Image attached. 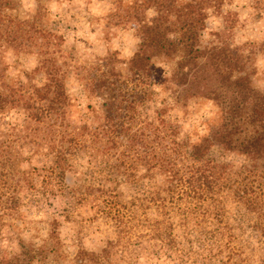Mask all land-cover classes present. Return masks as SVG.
<instances>
[{
	"label": "rangeland",
	"instance_id": "374dc122",
	"mask_svg": "<svg viewBox=\"0 0 264 264\" xmlns=\"http://www.w3.org/2000/svg\"><path fill=\"white\" fill-rule=\"evenodd\" d=\"M14 1L12 13L19 17L42 4L48 11V28L63 36L59 61L65 69L69 102L63 123L61 119L52 128L41 124L32 129L21 109L0 118L5 137L12 126L13 134L17 132L12 140L25 156L21 167L36 168L33 184L23 183L16 191L17 214L4 209L7 202L0 203V259L20 252V235L42 254L30 264H79L84 253L100 254L104 247L110 249L109 259L99 264H264V181L260 185L258 176L243 182L246 188L251 186L243 198L226 188L229 182L236 186L239 177L233 174L223 176L218 181L221 185L211 189L200 188L196 182L191 186L186 176L168 186L154 158L152 167L143 162L141 141L135 140L130 148L127 140L116 136L115 128L106 137L95 134L100 128H88L101 122L104 106L101 96L85 90V83L111 66L121 76H129V60L138 51L148 52L140 45L135 23L122 9L116 10L121 3ZM201 39L202 44L216 40L234 50L243 48L245 53L253 50L248 63L251 79L258 89H264V0H222L220 10H208ZM1 59L6 64L7 82L25 80L26 73L32 81L41 82L43 75L32 73L37 60L31 50L5 48ZM176 61V57L166 62L154 59L150 77L154 93L145 105L138 106L137 119L127 126L131 132L138 133L145 114L152 116L165 104L171 106L169 113L175 117L179 140L213 134L216 107L206 95L218 86V77L206 58H200L188 72L186 84L165 88L161 76ZM130 112L128 109L125 118H121L123 113L118 115L115 122H129ZM83 122L87 125L84 131ZM102 123L106 124L103 119ZM22 125L24 132L18 130ZM52 140L56 147L62 142L68 154V172L74 179L71 186L63 184L51 168L54 157L46 144ZM104 146L110 148L104 150ZM90 147L95 150L91 152ZM219 154L220 147L214 144L206 157ZM222 159L236 169L243 162L242 157L231 154ZM24 225L26 229H19L18 234Z\"/></svg>",
	"mask_w": 264,
	"mask_h": 264
},
{
	"label": "trees",
	"instance_id": "16d2710c",
	"mask_svg": "<svg viewBox=\"0 0 264 264\" xmlns=\"http://www.w3.org/2000/svg\"><path fill=\"white\" fill-rule=\"evenodd\" d=\"M114 1L121 3L116 10L122 9L125 17L135 23V31L141 37L140 45L148 52L138 51L129 60V76H121L111 66L103 68L101 74L85 83V90L101 96L104 106L101 122L88 128L93 127L92 131L100 128L102 131L95 134H103L104 137L115 128L116 136L127 140L130 148L135 140L141 141L143 162L152 167L151 158H154L168 186L177 177L186 176L191 186L196 182L200 188L211 189L221 185L218 181L223 176L233 174L239 177L235 181L236 186L233 181V185L226 182V188L236 190V195L243 198L251 191V186L245 187L250 177L258 176L256 179L260 178L261 185L264 181V89H258L251 79L253 71L248 63L252 60L253 50L245 53L243 48L234 50L229 44L216 40L202 44L201 35L208 10H220L222 0H131L127 4H123V0ZM15 8L14 0H0V118L12 110L21 109L32 129H38L41 124L52 128L61 119L63 123L64 110L69 102L65 69L59 61L63 36L48 28V11L42 4H37L32 13H26L24 17L13 14ZM5 48L15 52H34L37 64L32 73L40 72L43 75L41 82L32 81L28 73L25 80L7 82L6 64L1 59V51ZM175 57V64L164 71L160 79L165 88L186 84L188 72L197 66L200 58H206L218 77V86L206 95L216 107L213 134L200 135L194 140H179L175 117L169 113L171 106L165 104L154 110L152 116L145 114L138 133L131 132L127 126L132 124L131 120L137 119L138 106L145 105L154 93L150 78L155 69L154 59L166 62ZM128 109L131 111L128 116L130 123H116L115 118L122 113L121 118H125ZM82 126L84 131L87 125L83 122ZM23 127L18 126V130L26 131ZM13 130L12 126L5 137L0 128V187L3 190L0 203L7 202L4 209H13L16 213L19 206L16 191L23 183L33 184L32 175L36 168L27 170L21 167L20 162L25 156L12 140V136L17 135ZM49 144L46 147L54 157L51 168L57 171L63 184L73 185L74 179L68 172L71 169L68 154L62 148V142L57 147L53 140ZM214 144L220 147L219 157H206ZM108 148L110 146L103 149ZM228 154L243 158L238 169L222 159ZM188 159L191 162L185 163ZM31 184L29 186H33ZM5 189L11 193H6ZM19 229H26V226L18 228V234ZM17 239L20 252L0 259V264H30L42 255L40 250L33 248L32 242H24L20 235ZM109 251V247H104L100 254L86 252L78 263L99 264L100 260L109 259Z\"/></svg>",
	"mask_w": 264,
	"mask_h": 264
}]
</instances>
